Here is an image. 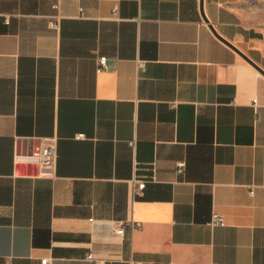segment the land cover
Listing matches in <instances>:
<instances>
[{
    "label": "crops",
    "instance_id": "crops-1",
    "mask_svg": "<svg viewBox=\"0 0 264 264\" xmlns=\"http://www.w3.org/2000/svg\"><path fill=\"white\" fill-rule=\"evenodd\" d=\"M202 9L264 68V0ZM131 217L141 227L117 234ZM88 252L264 264V75L200 0H0V264H94Z\"/></svg>",
    "mask_w": 264,
    "mask_h": 264
},
{
    "label": "built area",
    "instance_id": "built-area-1",
    "mask_svg": "<svg viewBox=\"0 0 264 264\" xmlns=\"http://www.w3.org/2000/svg\"><path fill=\"white\" fill-rule=\"evenodd\" d=\"M54 8H58L59 4L55 3L53 4ZM117 13V5L114 6L113 8V15ZM59 18L60 15L58 12L54 13L53 15L50 16L49 23L53 27H57L59 24ZM138 67L142 68L144 66V60L138 59L137 61ZM109 66L108 58L105 55H101L97 58V71H101ZM254 103H256V99H254ZM78 137H83V133L77 134ZM35 159L40 165L41 174H51L55 168L56 165V158H57V151H56V142L55 139L52 138L49 140L47 143L41 146L38 154H36ZM183 162H178L177 167L178 171L183 170ZM146 183V180L144 179H137L133 178L132 179V194L135 196L140 189L144 187ZM250 195L254 194V187L252 186L250 188ZM208 224L210 225H216V224H224V218L217 212H214L208 221ZM129 226L130 228H139L141 227V222L135 220L133 217L128 218L125 221L117 222L116 223V228L115 231L117 234H123L124 228ZM85 259L88 261L93 262L94 264H102V260L98 259L94 256L92 252H88L85 255ZM48 259H42L43 264H47Z\"/></svg>",
    "mask_w": 264,
    "mask_h": 264
},
{
    "label": "water",
    "instance_id": "water-1",
    "mask_svg": "<svg viewBox=\"0 0 264 264\" xmlns=\"http://www.w3.org/2000/svg\"><path fill=\"white\" fill-rule=\"evenodd\" d=\"M201 1V12L204 20L208 23L209 27L211 28L212 32L224 43L234 49L242 58H244L247 62H249L252 66H254L262 75H264V68L260 66L257 62H255L252 58H250L247 54H245L242 50H240L236 45L232 42L224 38L213 26V24L209 21L202 9V0Z\"/></svg>",
    "mask_w": 264,
    "mask_h": 264
}]
</instances>
